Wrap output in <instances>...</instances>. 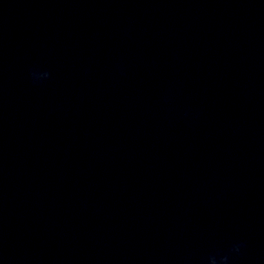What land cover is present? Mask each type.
Here are the masks:
<instances>
[{"label":"clouds","instance_id":"clouds-1","mask_svg":"<svg viewBox=\"0 0 264 264\" xmlns=\"http://www.w3.org/2000/svg\"><path fill=\"white\" fill-rule=\"evenodd\" d=\"M51 75L48 71L39 72L34 68H29V76L33 84L40 83L42 80L49 78ZM246 247L244 241H234L227 251L217 250L209 254L201 264H231L234 257L241 255V250Z\"/></svg>","mask_w":264,"mask_h":264}]
</instances>
